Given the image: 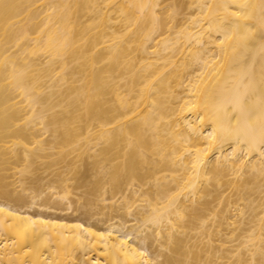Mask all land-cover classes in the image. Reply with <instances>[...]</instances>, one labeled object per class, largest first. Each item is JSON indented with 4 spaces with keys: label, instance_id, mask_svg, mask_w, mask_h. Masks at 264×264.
<instances>
[{
    "label": "bare ground",
    "instance_id": "bare-ground-1",
    "mask_svg": "<svg viewBox=\"0 0 264 264\" xmlns=\"http://www.w3.org/2000/svg\"><path fill=\"white\" fill-rule=\"evenodd\" d=\"M0 264H264V0H0Z\"/></svg>",
    "mask_w": 264,
    "mask_h": 264
}]
</instances>
